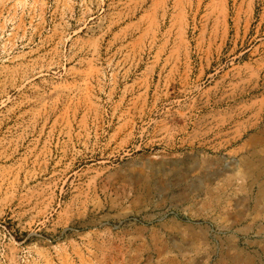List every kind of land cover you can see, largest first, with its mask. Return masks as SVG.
I'll use <instances>...</instances> for the list:
<instances>
[{
	"label": "rangeland",
	"instance_id": "obj_1",
	"mask_svg": "<svg viewBox=\"0 0 264 264\" xmlns=\"http://www.w3.org/2000/svg\"><path fill=\"white\" fill-rule=\"evenodd\" d=\"M0 264H264V0H0Z\"/></svg>",
	"mask_w": 264,
	"mask_h": 264
}]
</instances>
